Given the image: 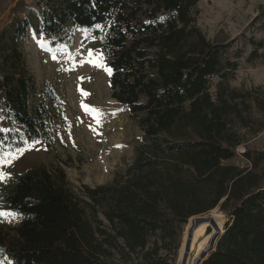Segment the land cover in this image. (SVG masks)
Instances as JSON below:
<instances>
[{"label":"trees","instance_id":"trees-1","mask_svg":"<svg viewBox=\"0 0 264 264\" xmlns=\"http://www.w3.org/2000/svg\"><path fill=\"white\" fill-rule=\"evenodd\" d=\"M200 1L38 0L37 23L13 16L30 5L17 1L0 28V169L59 139L53 112L31 104L21 48L31 29L52 47L72 28L97 39L111 96L144 134L105 184L78 192L64 168L41 164L2 188L0 208L22 216L0 227V264H166L161 246L178 247L189 219L217 208L228 221L202 264H264V150H238L264 129V88L232 85L240 54L197 25ZM253 44L249 58L264 60V39ZM240 157L245 166L231 162Z\"/></svg>","mask_w":264,"mask_h":264},{"label":"rangeland","instance_id":"rangeland-1","mask_svg":"<svg viewBox=\"0 0 264 264\" xmlns=\"http://www.w3.org/2000/svg\"><path fill=\"white\" fill-rule=\"evenodd\" d=\"M17 1L0 0V28L9 21ZM26 1L30 5L20 7L13 16L17 19L31 16L37 23L40 13L38 0ZM263 6L264 0H201L193 10L197 25L209 39L232 42V51L240 54L237 58L239 67L232 80V85L238 88H264V60L249 58L254 49L253 41L264 39ZM70 33L69 40L56 47H52L49 39L34 29L22 42L25 65L35 78L32 107H46L53 112L59 139L51 152L34 145L3 163L1 169L10 174V179L0 182V190L20 172L45 164L49 169L64 168L69 183L79 192L84 185L96 187L111 181L135 157L144 132L136 117L112 98L108 71L89 63L102 53L99 41L85 29L72 28ZM90 50L92 55H89ZM101 63L109 68L104 55ZM56 99L63 103L64 120L55 105ZM85 105L102 113L99 122L97 113L87 111ZM247 146L264 150V129L251 136L246 146H240L239 152L243 153ZM231 162L241 166L247 164L241 157ZM210 212L195 216H205ZM219 212L223 215L225 230L228 218ZM195 216L185 225L178 247L171 242L161 246L160 256L166 264L186 262L191 246L188 245L185 253L181 249L185 231ZM11 223L0 219V227L9 228ZM222 235H218L215 249ZM212 252L209 251L207 258Z\"/></svg>","mask_w":264,"mask_h":264},{"label":"bare ground","instance_id":"bare-ground-1","mask_svg":"<svg viewBox=\"0 0 264 264\" xmlns=\"http://www.w3.org/2000/svg\"><path fill=\"white\" fill-rule=\"evenodd\" d=\"M208 219L205 224L200 226L197 230L193 231L192 233L189 232V229L191 227V221L188 224V227L184 234V240L182 245V253H185L188 245L190 244V250L186 259V262L184 264H197L198 260L201 257V253L208 252L211 247V239H213L215 236H218L220 233L224 231V218L222 213L219 211H212L209 214L205 215ZM214 222V227L212 226L213 230L212 232L203 240L201 241V237L204 233H206V230L209 226H211V220Z\"/></svg>","mask_w":264,"mask_h":264},{"label":"snow or ice","instance_id":"snow-or-ice-1","mask_svg":"<svg viewBox=\"0 0 264 264\" xmlns=\"http://www.w3.org/2000/svg\"><path fill=\"white\" fill-rule=\"evenodd\" d=\"M89 55H92V52L90 50ZM103 60V54L101 53L95 60H90L89 63H93L95 66L104 67L106 71H108L109 74H111V69L108 68L105 64L101 63ZM82 93L83 90L81 89ZM85 95L87 93H84ZM87 111H92L94 113H97L96 119L99 122L100 117L102 116V113H99L98 110L91 108L90 106L85 105L84 106ZM5 163H8V161H5ZM8 179H10V174H5L2 169H0V182H6ZM22 216L21 212L18 211H5L0 210V219H6L8 222H12V220H18Z\"/></svg>","mask_w":264,"mask_h":264},{"label":"water","instance_id":"water-1","mask_svg":"<svg viewBox=\"0 0 264 264\" xmlns=\"http://www.w3.org/2000/svg\"><path fill=\"white\" fill-rule=\"evenodd\" d=\"M217 211H219V209H216ZM208 219L211 218H207L205 216H195L192 219V223H191V227L189 229V232L192 233L193 231L197 230L200 226H202L203 224H205L207 222ZM213 219L211 220V226L208 227V229L206 230V233L203 234V236L201 237V241H203L213 230L212 226L214 227V222H212ZM225 230L222 232L224 233ZM218 236H215L213 239H211V247L209 249V251H214L215 250V242ZM209 251L206 253H201V257L198 260L197 264H202L206 259H207V255L209 253Z\"/></svg>","mask_w":264,"mask_h":264}]
</instances>
